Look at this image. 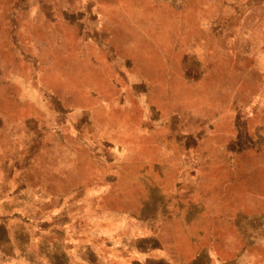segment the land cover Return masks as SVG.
Here are the masks:
<instances>
[{"label": "rangeland", "instance_id": "rangeland-1", "mask_svg": "<svg viewBox=\"0 0 264 264\" xmlns=\"http://www.w3.org/2000/svg\"><path fill=\"white\" fill-rule=\"evenodd\" d=\"M263 107L264 0H0V264H264Z\"/></svg>", "mask_w": 264, "mask_h": 264}, {"label": "crops", "instance_id": "crops-1", "mask_svg": "<svg viewBox=\"0 0 264 264\" xmlns=\"http://www.w3.org/2000/svg\"><path fill=\"white\" fill-rule=\"evenodd\" d=\"M213 235V234H212ZM212 238H213V236H212ZM215 254H214V252H213V247L211 246H209V245H207L206 247H204L203 249H202V253L201 254H198L196 257H198V259H197V262H199V261H203V260H205V261H203V262H205L206 264H215V260H216V258H215V256H214ZM201 259V260H200ZM196 262V263H197ZM230 264H235V261H233L232 263H230Z\"/></svg>", "mask_w": 264, "mask_h": 264}, {"label": "trees", "instance_id": "trees-1", "mask_svg": "<svg viewBox=\"0 0 264 264\" xmlns=\"http://www.w3.org/2000/svg\"><path fill=\"white\" fill-rule=\"evenodd\" d=\"M47 96H50V97L52 98V100H53L54 94H47ZM52 100H50V101H52ZM262 112H264V107H263V109H262ZM60 116H62V115L60 114ZM240 120H241L242 122H241ZM237 122H240V123H241V127H242V128L244 127L245 122H244L243 119H239ZM234 140H235V139H234Z\"/></svg>", "mask_w": 264, "mask_h": 264}]
</instances>
